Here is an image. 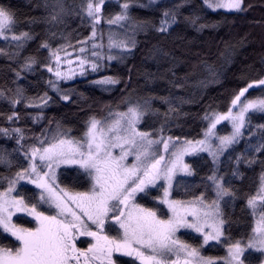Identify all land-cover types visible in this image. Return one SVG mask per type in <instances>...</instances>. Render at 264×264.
Segmentation results:
<instances>
[{
    "label": "snow or ice",
    "instance_id": "snow-or-ice-1",
    "mask_svg": "<svg viewBox=\"0 0 264 264\" xmlns=\"http://www.w3.org/2000/svg\"><path fill=\"white\" fill-rule=\"evenodd\" d=\"M192 3L118 0L119 10L105 16L106 0H39L36 7L42 8L43 14L24 21L0 4V41L5 45L0 47V57L8 61L7 71L15 85L0 88V98L11 108L8 114L0 113L10 125L0 126V135L15 141L11 149L0 147V165L7 169V174H0V264H264V122L253 123L257 114L264 120V56L258 69L248 66L235 77L223 100L206 107L200 117L206 127L199 133L171 134L173 127H181L175 121L187 115L173 101L191 102L173 97L172 90L183 88V82L198 73L206 74L198 81L205 87L222 84L225 64L250 43L249 34L223 41L224 50L217 57L222 64H217L211 51L195 53L199 59L183 76H177L175 69L186 61L157 41L146 58L155 60L158 72L143 73L145 84L165 81L169 94L140 95L137 87H130L134 66L127 60L139 48L141 34L149 39L152 34L167 37L181 22L197 31L215 28V21L198 23L204 18L201 11L246 13L254 7L247 0H201L199 8L182 15V9ZM160 4L165 6L158 9V20L137 17L131 11ZM77 18L90 31L73 43L76 30L65 32L64 28ZM253 23L264 27V20ZM39 24L46 26V38L36 48L37 53L46 50L43 59L37 54L25 55L29 43L39 37L33 30ZM57 36L64 42L53 47L51 41ZM261 43L264 47V37ZM113 62L117 67L124 65L128 75L121 76ZM162 63L169 67L161 70ZM37 69L49 74L44 81L47 90L28 96L20 80ZM109 72L116 74H106ZM89 76L96 77L87 81L90 87L111 93L124 84V94L115 104L104 103L99 115L89 105L79 135H73V127L62 117L45 115V109L57 102L48 92L60 102L78 105L86 99L85 94L61 84ZM253 91L258 95H251ZM74 94L77 100L71 99ZM154 100L167 109L161 113L153 108ZM21 104L25 110H33L23 117L33 125L47 120L39 132L11 126L22 119L16 110ZM148 114L157 118L159 126L142 125ZM223 122L231 128L226 134L218 130ZM241 142L244 147L237 152ZM204 153L211 162L210 174L201 176L196 184L178 180V174L193 176L196 172L185 157ZM221 157H227L232 178L243 176L241 164L249 168L260 165L254 193L232 185L229 173L220 170ZM64 180L68 183H62ZM24 181L35 188L27 191ZM77 185L86 188L77 190ZM197 189L203 190L197 194ZM153 191L157 193L154 196ZM148 197L155 206L137 202ZM237 199L245 201L251 223L246 232L234 236V221L226 216L222 203L227 206ZM28 223L35 226H25ZM182 229L190 230L186 231L189 236L198 234L192 236L197 242L181 239L178 233ZM80 243L87 247H79ZM205 246H218L224 254L205 255ZM253 253L258 257L254 259Z\"/></svg>",
    "mask_w": 264,
    "mask_h": 264
},
{
    "label": "trees",
    "instance_id": "trees-1",
    "mask_svg": "<svg viewBox=\"0 0 264 264\" xmlns=\"http://www.w3.org/2000/svg\"><path fill=\"white\" fill-rule=\"evenodd\" d=\"M39 0H0V4L10 7L17 14V18L20 21H24L29 17H38L43 14V9L36 7ZM146 2V0H145ZM176 0H167V3H174ZM248 3L254 5L253 8L248 10L246 13H229L223 10L212 12L209 10H203L200 14L204 17L198 23H212L218 22L215 28H205L202 31H197L195 27L190 24H185L181 22L179 26H173L170 30L171 35L167 37L158 36L152 34L151 38H146L141 34L138 39L141 40L139 48L135 51L134 56L130 57L127 60L128 65H133V80L130 87H137L140 95L146 93H155L158 96L168 95L167 84L165 81L157 80L150 85L145 84V78L143 73H157L158 68L155 60L147 59L148 49L151 47V44L160 41L164 44L166 49H174L177 57L181 61H186V63H181L177 69H175L177 76H183L186 72L190 71L193 64L197 62L199 57L195 55L197 52H208L211 51L213 54V59L216 60L217 64L224 63L222 60H219V52L224 50L223 41H235L239 37L244 36L246 33L248 35L249 44L242 49L239 54L233 58L232 62L225 64L224 73L225 76L222 78V84H207L205 87L198 83L199 80L203 78L206 74L193 75L189 78L187 82L184 83V87L181 89H173V97H183L186 101H191L190 103H180L179 101L174 100V106L178 107L181 113H186L187 115H181L179 120L175 121L176 124H179L181 127H173L171 134L172 135H188L195 136L200 132L202 127H206L200 117L203 115L206 107L209 104L216 106L217 102L223 100L227 95L226 89L231 88L234 85L235 77L238 76L242 71H247L248 66H252L253 69H258L260 65V59L264 56V47H262L261 38L264 37V27L253 23L254 21L264 20V0H247ZM165 6L160 4L156 7L149 9H142L138 7L132 8V14L137 17H152L154 20L159 18V8ZM201 6V0H193L191 6H186L182 9V15H189L192 8H199ZM118 0H107L106 6L104 8L105 16L111 12L118 11ZM45 25L39 24L33 27V30L39 34L37 40L29 43L25 55L32 53L37 54L43 59L47 52L46 50H41L39 53L36 52L37 45L40 43V40L45 39L46 35L44 32ZM64 28L63 25L60 26ZM73 29L76 31L73 33L72 42L82 39L83 36H86L90 31L89 28L81 26V21L77 18L70 20L68 22V27L64 28L65 32H71ZM21 30H27L25 27H22ZM52 31H57L56 28H53ZM59 36L51 43L53 47L58 43H63ZM5 46L3 41H0V47ZM12 67H16L15 64ZM169 65L167 63H162L160 69L167 68ZM113 68L117 69V72L126 77L128 75L127 69L124 65L117 67L116 62H113ZM8 61L0 57V88L4 87H15L11 83L13 79L12 74L7 71ZM103 74V73H102ZM106 74H116L109 72ZM95 76H89L87 79L78 78L73 81L64 82L61 84L63 88H75L78 92L85 94L86 99L77 104H70L68 102H60L59 98L51 91L48 92L49 96H52L56 103L49 105L45 109V115L48 117H62L65 124L73 127V135H79L80 130L82 129V121L87 118L89 114V105H91V111H95L98 115L102 114L100 112L101 106L106 102H115L124 94L121 92L125 86L120 84L111 92H102L99 89L92 88L88 85L87 81L95 79ZM169 78H171L169 76ZM49 79V74L46 70L41 71L37 69L35 74H29L27 79H21L20 84H22L26 89V95L35 96L38 93L46 91L44 81ZM223 94V95H222ZM251 95H258V92H251ZM72 100H77V96L74 94L71 97ZM153 108L159 109L163 113L167 109V105L160 103L158 100L153 101ZM17 111L21 113L22 119L16 125L11 126H20L31 128L35 132H39L40 129L47 124V120L42 122L39 125H33L32 121L25 120V112H32V109L25 110L24 105H17ZM223 110V109H222ZM11 108L8 105L7 101L0 98V113L8 114L10 113ZM155 121V123H154ZM264 120H261L257 116L253 117V123H261ZM142 125L147 123L156 127L159 126V122L156 117H153L151 114L145 116L144 121L141 122ZM0 126L9 127L10 125L0 117ZM222 128H219L220 133H226L229 129L227 123H223ZM247 135V133H245ZM255 142V141H253ZM15 141L11 139H6L0 135V147H6L11 149L14 147ZM244 147L243 142H241L237 147L236 151L239 152ZM15 154L13 159H15ZM227 157H221V172H228L229 179H231L232 185L239 188L242 192L254 193L256 187L259 184V174L261 172V167L259 164L254 165L249 168L243 164L240 166V171L243 173L242 177L232 178L230 176V168L226 165ZM187 163L190 164L195 170L193 176L183 179L185 182L190 184H196L200 182V177L205 174H210L208 172L211 162L207 157V154H201L200 156H192L187 158ZM15 169H13L14 171ZM0 174H7V169L0 165ZM62 183H68L67 180L62 181ZM25 184V183H22ZM26 190L31 192L34 187L31 185L25 184ZM77 190H85L86 185H77L75 186ZM203 189H197V194ZM183 190L181 189V192ZM157 193L153 191L151 195H156ZM138 203L144 204L147 207L155 206L150 202V197L140 199ZM245 201L242 199H237L235 203H229L225 206L222 203V208L226 213V216H230L234 221L232 224V233L234 236L244 233L248 230V226L251 223V216L249 212L244 207ZM15 219V218H14ZM29 219V218H28ZM30 220V219H29ZM22 222V221H21ZM25 226L33 227L32 223H28ZM186 231H180L178 235L181 239L189 240L190 242L194 241L192 236L197 234H192L189 236L186 234ZM190 232V231H188ZM115 234V233H111ZM214 244V243H213ZM205 255H223L224 252L222 248L214 246L209 248L205 246L204 253ZM258 254L253 253V258H257ZM130 260V259H122Z\"/></svg>",
    "mask_w": 264,
    "mask_h": 264
},
{
    "label": "rangeland",
    "instance_id": "rangeland-1",
    "mask_svg": "<svg viewBox=\"0 0 264 264\" xmlns=\"http://www.w3.org/2000/svg\"><path fill=\"white\" fill-rule=\"evenodd\" d=\"M107 1V0H106ZM78 78H83V77H77V78H75V79H78ZM223 123H227V122H223ZM229 126V129H228V131L227 132H230L231 131V128H230V125H228ZM219 128H222L221 126H218V130H219ZM226 132V133H227ZM226 133H222V134H226ZM115 152H117V154H118V149L117 150H114ZM187 156L185 157V162L187 163ZM131 160H132V158L131 157H129V163H131ZM187 177H189V176H186L185 174H183V173H181V174H178V179L179 178H187ZM22 183H25V184H28L26 181H24V182H22ZM28 185H30V184H28ZM32 187H34L35 188V186L34 185H31ZM30 220H31V218H29ZM34 225V224H33ZM181 231H185V230H181ZM188 231H190V230H188ZM198 235V234H197ZM213 243H215V242H210V244H213ZM137 264H138V262H137Z\"/></svg>",
    "mask_w": 264,
    "mask_h": 264
},
{
    "label": "flooded vegetation",
    "instance_id": "flooded-vegetation-1",
    "mask_svg": "<svg viewBox=\"0 0 264 264\" xmlns=\"http://www.w3.org/2000/svg\"><path fill=\"white\" fill-rule=\"evenodd\" d=\"M78 246L79 247H87V243H80ZM116 255L119 256L120 254H116ZM121 259H130V258H128V257H122Z\"/></svg>",
    "mask_w": 264,
    "mask_h": 264
}]
</instances>
